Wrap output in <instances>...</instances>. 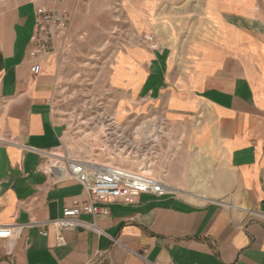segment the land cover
Returning a JSON list of instances; mask_svg holds the SVG:
<instances>
[{
    "label": "crops",
    "instance_id": "1",
    "mask_svg": "<svg viewBox=\"0 0 264 264\" xmlns=\"http://www.w3.org/2000/svg\"><path fill=\"white\" fill-rule=\"evenodd\" d=\"M129 5L142 41L117 56L109 85L125 109L160 112L188 137L170 171L173 192L83 215L100 233L67 230L64 244L52 228L42 236L25 227L0 264H264V0ZM37 6L25 0L0 12V226L56 220L86 198L82 185L43 169L68 126L53 59L32 73ZM204 169L223 195L194 202L207 197L184 191L195 179L183 172Z\"/></svg>",
    "mask_w": 264,
    "mask_h": 264
},
{
    "label": "rangeland",
    "instance_id": "2",
    "mask_svg": "<svg viewBox=\"0 0 264 264\" xmlns=\"http://www.w3.org/2000/svg\"><path fill=\"white\" fill-rule=\"evenodd\" d=\"M20 1L25 0H0V12ZM27 1L38 5L49 2ZM67 9L72 14L68 41L48 57L53 59L52 68L57 76V110L68 126L64 139L67 151L70 156L82 160L112 163L137 171V166L125 160L128 154L122 151L123 147L113 143L112 137L107 136V130L112 128L109 126L110 117L118 120L113 122L120 126L119 133L143 151L148 146L147 137L161 131V134H165L164 138L159 140V147L155 150L152 148L150 152L156 154L153 160H158L153 167V174L159 175L172 186L170 171L188 137L179 135L184 134V131H177L160 112H149L139 106L125 109L109 85L111 69L117 56L142 41V36L134 34L127 21L126 10H131L129 0H69ZM149 37L153 40L151 45L159 47L154 37ZM165 120V125H161ZM165 169L168 174L163 173ZM205 172V169L199 174L183 172L188 178L195 179L191 190L184 191L207 197L205 200L193 199L194 202L215 201L223 195V184L214 182V173L210 177Z\"/></svg>",
    "mask_w": 264,
    "mask_h": 264
},
{
    "label": "built area",
    "instance_id": "3",
    "mask_svg": "<svg viewBox=\"0 0 264 264\" xmlns=\"http://www.w3.org/2000/svg\"><path fill=\"white\" fill-rule=\"evenodd\" d=\"M68 1L49 0L46 5L39 4L36 7V29L30 52L34 60L32 73L35 76L42 72V60L54 55L68 41L67 33L72 21V14L67 9ZM111 119L110 117L109 126L112 128L107 130L109 132L107 136L112 137L113 143L121 145L125 154L133 152L129 156L139 158L144 168L151 166V172L146 173V170L138 172L118 165L72 157L65 144H62L58 150L46 156L43 169L47 174H54L60 181H73L82 185L86 194L85 200L75 201L71 206L65 207L63 216L56 220L33 222L27 226H0V255L3 252L12 255L14 241L25 227L33 225L40 227L42 236H48L47 229L52 228L60 244H64L62 236L67 230L85 229L100 233L97 223L85 222L81 218L83 215L108 216L109 206L114 203L136 199L144 194L165 197L172 193L168 184L159 175L153 174V167L158 160H153L156 159V154L150 153L152 148L155 150L159 147L158 142L165 134L159 131V134L149 135L146 141L147 149L143 151L132 141L126 140L119 133L120 126ZM165 123L166 120L161 125L164 126ZM121 136L123 138H120ZM129 144H133L135 148L126 149ZM145 156L147 158H144ZM163 173H167V170L165 169Z\"/></svg>",
    "mask_w": 264,
    "mask_h": 264
},
{
    "label": "bare ground",
    "instance_id": "4",
    "mask_svg": "<svg viewBox=\"0 0 264 264\" xmlns=\"http://www.w3.org/2000/svg\"><path fill=\"white\" fill-rule=\"evenodd\" d=\"M151 39V38H150ZM111 120H116V122H118V120L117 119H114V118H112ZM113 135H117V134H113ZM120 138H123V136H121ZM131 148H135L134 147V145L133 144H129L128 146H127V148L126 149H131ZM102 151H103V149H102ZM124 151V150H123ZM125 152V151H124ZM132 153L133 152H131L129 155H132ZM127 156L126 158H125V160H127V161H129V162H131V163H133L135 166H137V171L138 172H142V171H144V170H146L145 172L146 173H150L151 171H150V169H151V166L148 168V167H146V168H144V167H141V165H142V162L141 161H139L138 159H137V157H131V156ZM111 165H112V163H110ZM168 174V173H167ZM168 186H169V189H170V191L171 192H173V189L171 188V186L168 184Z\"/></svg>",
    "mask_w": 264,
    "mask_h": 264
}]
</instances>
